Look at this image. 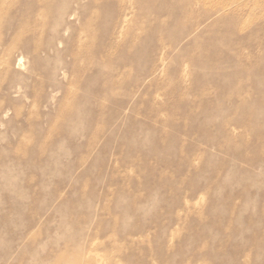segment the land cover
<instances>
[{"label": "rangeland", "instance_id": "obj_1", "mask_svg": "<svg viewBox=\"0 0 264 264\" xmlns=\"http://www.w3.org/2000/svg\"><path fill=\"white\" fill-rule=\"evenodd\" d=\"M10 1L0 264H264V0Z\"/></svg>", "mask_w": 264, "mask_h": 264}, {"label": "bare ground", "instance_id": "obj_2", "mask_svg": "<svg viewBox=\"0 0 264 264\" xmlns=\"http://www.w3.org/2000/svg\"><path fill=\"white\" fill-rule=\"evenodd\" d=\"M130 1H131V0H130ZM146 1H148V0H145V2H146ZM184 1H186V3H187L186 5H188V8H189V4H190L189 1H192V0H183V2H184ZM12 2H14V0H11V1H10V4H9L10 6H11V3H12ZM128 2H129V1H128ZM193 2L196 3V4H197V3L201 4V3H204L205 0H193ZM222 2H223V0H222ZM236 4H237V3H236ZM75 5H76V4H75ZM5 6H6V0H0V12H2V11L5 9ZM223 6H224V5H223ZM226 6H227V5H225L224 7L226 8ZM237 7H238V6H236V8H237ZM222 8H223V7H222ZM6 9H7V8H6ZM141 10H142V9H140V11H141ZM235 10H236V9H235ZM141 12H142V11H141ZM190 15H191V12L185 9L184 12H183V16H185V17H189ZM70 17H71V18H74V15H70ZM123 20H124V23L127 22V15L124 16V19H123ZM122 25H123V24H122ZM121 29H122V28H121ZM160 59H161V58H160ZM6 61H7V60H6ZM6 65H7V64H6ZM7 66H8V65H7ZM44 144H45V143H44ZM95 242H96V241H95ZM93 244H95V243H93ZM89 252H90V251H89ZM90 253H91V252H90Z\"/></svg>", "mask_w": 264, "mask_h": 264}]
</instances>
